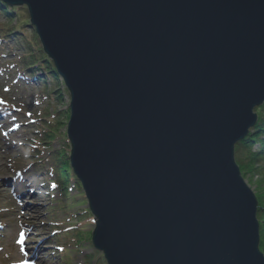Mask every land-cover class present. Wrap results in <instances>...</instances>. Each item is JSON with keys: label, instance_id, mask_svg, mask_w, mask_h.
<instances>
[{"label": "water", "instance_id": "95a60500", "mask_svg": "<svg viewBox=\"0 0 264 264\" xmlns=\"http://www.w3.org/2000/svg\"><path fill=\"white\" fill-rule=\"evenodd\" d=\"M26 6L69 91L70 164L108 264H264L235 159L264 104V0Z\"/></svg>", "mask_w": 264, "mask_h": 264}, {"label": "rangeland", "instance_id": "374dc122", "mask_svg": "<svg viewBox=\"0 0 264 264\" xmlns=\"http://www.w3.org/2000/svg\"><path fill=\"white\" fill-rule=\"evenodd\" d=\"M8 71L11 72L10 68ZM8 71L0 72V264H108L103 252L95 249L92 242L95 220L79 179L71 172L75 178L70 180L66 193L47 170L35 166L38 157L30 150L36 112L47 108L64 123L54 146L64 149L70 159L71 152L64 140L67 114L61 112L69 109V92H64L62 101L55 104L42 97L38 88L16 84ZM60 88L68 89L65 84ZM260 107L253 109L258 120L248 136L264 135V114L261 115ZM253 146L259 149L258 144ZM253 164L258 167L257 161ZM240 171L258 200L263 177L248 167H240ZM32 195L29 201L25 198ZM20 233L24 234L23 244L19 242Z\"/></svg>", "mask_w": 264, "mask_h": 264}, {"label": "trees", "instance_id": "16d2710c", "mask_svg": "<svg viewBox=\"0 0 264 264\" xmlns=\"http://www.w3.org/2000/svg\"><path fill=\"white\" fill-rule=\"evenodd\" d=\"M2 60L6 67L2 64ZM9 68L11 72L8 71ZM5 70L13 77L16 84L22 83L26 87L38 88L42 97L55 104L62 101L64 92H69L66 88H60L64 81L63 79L61 82L58 81L61 76L53 59L45 52L36 30L31 24L28 8L10 5L0 0V72ZM55 84L56 86L53 88ZM260 110H262L261 115L264 114V104L261 105ZM61 112L67 114L68 120L70 109ZM61 112L58 111V113ZM36 114L33 127L35 136L30 149L31 153L38 157V163L35 166L40 167V170H47L50 176L55 178L57 186L66 191L67 185L74 177L70 174H74V172L64 149L54 146L61 134L58 133L60 126L64 123L59 121L58 114L47 111V108L39 109ZM263 136L256 138V134L250 135L237 143L235 148L236 160L240 167L243 169L248 167L250 171L254 170L257 176L263 177L262 180H264ZM64 137H66L64 140L67 142V149L71 152V143L67 132L64 133ZM254 144H258L259 149L255 148ZM255 161L258 162V167H254L253 162ZM260 188L257 194L259 200L257 217L260 222V249H263L264 252V184L263 188ZM88 209L91 212L90 207ZM80 214V212L77 213V215ZM91 215L93 217L92 213Z\"/></svg>", "mask_w": 264, "mask_h": 264}, {"label": "snow or ice", "instance_id": "6c2138e0", "mask_svg": "<svg viewBox=\"0 0 264 264\" xmlns=\"http://www.w3.org/2000/svg\"><path fill=\"white\" fill-rule=\"evenodd\" d=\"M21 244L24 243V234L23 233H20V241H19Z\"/></svg>", "mask_w": 264, "mask_h": 264}, {"label": "bare ground", "instance_id": "6f19581e", "mask_svg": "<svg viewBox=\"0 0 264 264\" xmlns=\"http://www.w3.org/2000/svg\"><path fill=\"white\" fill-rule=\"evenodd\" d=\"M26 197H27V200L29 201V200H31L33 198V195L31 197L30 196H26ZM257 213H258V211H257Z\"/></svg>", "mask_w": 264, "mask_h": 264}]
</instances>
